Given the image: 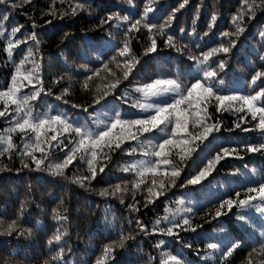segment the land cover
<instances>
[{"label": "snow or ice", "instance_id": "1", "mask_svg": "<svg viewBox=\"0 0 264 264\" xmlns=\"http://www.w3.org/2000/svg\"><path fill=\"white\" fill-rule=\"evenodd\" d=\"M188 3L189 0H178V6L173 7L160 22H157L158 18L150 17L155 11V0H148L142 11L139 0L135 4L134 0H122V3L93 16L98 21L93 30L105 33L102 44H90L95 50L96 60L101 61L102 68H89L87 63L79 65L83 70L80 74L84 76L82 88L91 91L89 82L94 77L101 78L102 70L110 76L112 82L106 83L102 92L97 87L92 102L87 106L75 103L71 105L72 108H82L87 114L86 118L80 119L68 116L66 111L58 110L55 114L51 111H34L42 97L51 94V86L45 84L44 57L41 50L47 31L43 26H38L35 18L29 15L31 30L18 37L17 34L21 33L24 25H11L10 18L17 10L26 5L31 6L33 0H0V39L5 42L2 51L12 66L8 82L0 86V118H4L6 122V126L0 128V158H6L10 162L14 157L18 158L20 168L15 169L17 172L26 169L29 172L46 173L80 187L90 186L98 175L103 178L113 154L123 153L130 158V162L123 164L119 171L129 174L131 178L120 177L118 183H108L106 187L99 189L98 195L117 199L120 204H125V199L130 197L132 202L126 205L129 210L128 223L135 227L127 233L121 230L118 238L104 243L93 264H111L117 249H126L130 246L129 241L136 242L137 236L154 239L152 247L158 251V257L138 254L135 264H195V261L185 258L181 250L184 247L192 248V243L181 242V249L173 251L166 238L181 241L180 232L195 233L198 228H202L203 224H193L197 209L183 208L185 201L179 200L177 203L181 205V209L169 213L166 208L164 215L149 222L142 221L134 214L140 212L141 206L148 208L173 188L201 185L225 158L236 156L243 159L241 150L264 155V24L259 25L256 33L259 47L250 46L247 50L256 57L257 64L248 84L249 91L240 94L226 89L220 78V73L227 67L228 57L237 47L239 37L245 33L257 13L264 12V0H240V8L230 17V30L221 31L214 46L208 47L206 51L199 43H195L196 52H193L188 43H178L177 37L170 31L176 12ZM54 4L55 0H51L47 11L41 12V17L47 15L63 19L89 11L88 0H78L63 12L55 9ZM199 7L198 5L197 13ZM89 15L92 13L89 12ZM197 20L198 15H194L187 33L184 27L179 29L181 37L186 34L188 37L195 35L198 40L205 37L211 39L209 33L218 20V13L211 11L207 31L202 34L197 33ZM45 24L51 25L52 20H45ZM141 29L146 32H141ZM134 32L147 36L148 44L143 49L144 56L158 52L157 38L165 48L180 53L187 51L186 58L192 62L189 71L191 79L185 82L181 78H148L133 89L125 88L118 96L115 95L121 81L129 80L130 76L135 79L134 70L139 71L137 65L141 64V58L135 56L131 48L135 39ZM116 34L121 39L117 40ZM68 35L65 32L61 42ZM22 44L26 47L20 50L21 55L17 62L14 53ZM104 47L113 52L106 61L103 60L106 55L102 51ZM113 64L119 69L120 76L109 67ZM63 79L64 76L57 75L51 80V84H58ZM24 89L28 91L25 92ZM67 94L68 88L65 87L56 99L68 104V99H65ZM110 94L118 102L112 104L111 114L97 111L93 106L99 105L103 108L108 105L110 101L107 97ZM133 96L136 97L134 100ZM123 105H128V109L124 110ZM209 106H213L216 113L242 114L226 130L258 132L260 139L225 144L213 135L220 133L223 123L219 119L213 122L212 113L208 111ZM89 108H93V111L89 112ZM248 116L256 121L252 128L242 126L249 123L246 119ZM14 135L19 137L20 144L14 142ZM209 136H212V140L208 139ZM205 141L208 143L205 144ZM198 148L203 154L200 164L193 161L192 166L196 168L194 174L185 176L184 181L178 184L188 160ZM77 161L84 166L85 172L81 173L78 168L72 175H67L65 170ZM12 170L0 160V172ZM138 192L141 193L142 200L136 199ZM32 196L29 186L24 198L19 201L18 208L11 214L0 213V237L33 235L32 228L23 226L27 222L24 220L25 208L31 202ZM234 207L239 210L235 214L237 222L251 228L253 232L259 229L261 239L256 242L259 247L253 244L246 257V264H254L253 254L264 258V178L257 181L253 176L251 186L243 191V198L241 192L237 191L235 198L229 196L220 199L214 211H204L203 215L207 217L205 222L219 220L231 213ZM253 210L260 219L258 226L249 215ZM51 212L55 227L47 238L48 254L42 264H69L68 255L73 252L67 227L69 209L61 199ZM36 227H40L39 222H36ZM214 239H206L204 254L213 258L215 264H232L229 258L237 249L243 247V238L232 237L225 232L223 239L213 242ZM137 249L140 253L143 246L137 243ZM196 254H200L199 250ZM20 255L19 247L0 248L3 264H33L34 258L28 256L27 252L24 253L23 260L17 259ZM260 264H264V259H261Z\"/></svg>", "mask_w": 264, "mask_h": 264}, {"label": "trees", "instance_id": "2", "mask_svg": "<svg viewBox=\"0 0 264 264\" xmlns=\"http://www.w3.org/2000/svg\"><path fill=\"white\" fill-rule=\"evenodd\" d=\"M76 2L78 0H55L54 7L63 12L69 8V5ZM50 3L51 0H33L31 6L26 5L24 8L17 10L10 18L11 25H24L21 33L17 34L18 37L31 30L29 15L35 18L38 26H43V29L47 31L41 50L44 57L45 84L51 86V94L43 96L42 101L34 108V111H51L52 114H55L58 110L66 111L70 117L84 119L87 114L83 112L82 108H72L71 105L75 103L87 106L92 102L97 87L102 92L104 85L112 82L110 76L102 70L100 73L101 78L94 77L93 81L89 82L91 91H85L82 88L84 76L80 74L83 70L80 69L79 65L87 63L89 68H102V63L96 60L95 50L90 47V44H102V37L105 36V33L93 30L98 23L93 16L97 13L102 14L104 9L122 3V0H88V12L78 13L76 16H67L63 19L47 15L41 17V12L47 11V6ZM135 3H137V0H134ZM145 3H148V0H139L140 11L143 10ZM198 5L200 7L197 13ZM176 6H178V0H155V11L150 14V17L154 16L158 18L157 22H160ZM125 7L128 6L125 5ZM238 8H240V0H189V3L183 9L176 12L170 31L177 37L178 43H188L193 52L197 50L194 47L195 43H199L206 51L208 47L214 46L221 31L230 30V17ZM212 10L218 13V20L209 33L211 39L205 37L203 40H198L197 36L188 37L186 34L181 37L179 29L184 27L187 33L190 30L194 15H198L197 33L202 34L207 31V24ZM89 12L92 13L91 16ZM45 20H52V24H45ZM261 24H264V12H258L256 18L248 24L245 33L239 37L237 47L233 49L228 57L227 67L224 72L220 73L223 87L226 89H232L240 94L249 91L248 84L257 64L256 57L249 54L247 50L250 46L259 47L257 44L259 37L256 33ZM37 31H40L39 27ZM65 32L69 35L61 42ZM141 32H146V30L141 29ZM133 35L135 39L131 43V48L135 56L141 58V64L137 65L139 71L134 70L135 79L130 76L129 80H122L115 95L118 96L125 88L133 89L138 83L148 78H181L185 82L191 79L189 71L192 62L186 58L187 51L180 53L174 49L165 48L157 38L158 52L144 56L143 49L148 44L147 36L135 32ZM116 38L119 40L121 36L116 34ZM4 46L5 42L0 39V86L8 82L12 71V66L7 62L6 54L2 51ZM25 47L23 44L20 45L14 53L17 62L21 55L20 50L25 49ZM102 51L106 53L103 57L104 61L113 54L108 47H104ZM89 61L92 62L89 63ZM109 67L117 76H120V71L114 64L109 65ZM87 74L91 75V73ZM57 75L64 76V79L58 84H51V80ZM65 87L68 88V94L65 96V99L69 101L68 104H64L63 100L56 99ZM23 91L27 92L28 89ZM135 98V96L132 97L133 100ZM107 99L110 103L103 108L99 105L93 107L99 112H107L110 115L112 104L118 102L113 100L111 94ZM101 103L103 104V101ZM123 109L127 110L128 105H123ZM92 111L93 108H89V112ZM208 111L212 113L213 122L217 119L222 121L223 126L220 133H214L213 135L219 137L225 144L232 141L260 139L258 132L243 133L239 129L232 132L226 130L231 128L233 121H237L238 115L242 114L216 113L213 106H209ZM100 118L103 119V116ZM246 119L249 123L242 125L243 127L252 128L256 124V121H252L250 116ZM4 126H6V122L4 118H0V128ZM13 139L16 144H20L18 136L14 135ZM208 139L212 140V136H209ZM207 143L208 141H205V144ZM202 155L199 148L192 153L185 171L177 181L178 184L184 181L185 176L194 174L196 168L192 166V162L196 161L199 165ZM240 155L243 156V159L230 156L222 160L216 166V170L201 185L173 188L166 196H161L148 208L141 206L140 212L134 215L142 221L149 222L157 216L164 215L166 208L169 213L181 209V205L177 201L184 200L183 208L194 207L197 209L196 215L193 217V224H203V227L198 228L195 233L180 232L181 241L166 238L169 248L175 251L181 249V242H190L192 248L184 247L181 249L185 258L195 261V264H205V262L215 264L213 258L204 254L206 239L212 237L215 238L213 241L215 242L217 239H223L224 233L227 232L232 237L243 238V247L233 253V256L229 258L230 261L232 264H246V257L251 251V246L256 244L257 248L259 247L256 243L261 239L259 229L257 228L253 232L251 228L244 227L237 222L235 214L239 210L235 207L231 213L219 218V220H211L210 223L205 222L207 217L203 215L206 210L211 209L214 211L220 199H226L229 196L235 198V192L237 191L241 192V198H243V191L247 186H251L253 176L257 181L264 178V155L261 153H246L242 150ZM0 160L13 169L12 171L0 172V213L11 214L14 209L18 208L19 201L24 198L29 186H31L33 192L32 200L25 208L24 220L27 222L23 224L24 227L33 229V235L30 237H17L15 235L0 237V248H20L21 255L17 259L23 260L24 253L27 252L28 256L34 258L33 264H37V262L42 264L43 259L48 254L47 238L52 234L55 227L51 209L61 199L65 201V205L69 209L67 227L70 233L69 244L73 248V252L68 255L69 264H93L95 256L99 255V249L104 243H107L109 239L118 238L121 230L127 233L129 229H134L135 225L128 223L129 210L126 205L132 202L130 197L125 199V204H120L117 199L104 198L98 195L99 189L106 187L108 183H118L120 177L131 178L129 174L119 171L123 164L130 162V158L123 153L113 154L112 161L109 168L105 170L103 178L98 175L97 179L86 187L70 184L46 173L29 172L26 169L17 172L15 169L20 168V162L16 157L11 162L6 158H0ZM78 168L81 173L85 172L84 166L77 161L65 170L66 174L70 176ZM253 169H255L254 173L252 172ZM136 199L142 200L141 193H137ZM249 215L252 216L258 226L260 224L258 214L253 210L249 212ZM36 222H39V228L36 227ZM137 243L143 246V251L140 253H138ZM154 243L155 240L152 238L137 236L136 242L129 241L130 246L126 249H117L111 264H135L138 254L145 256L151 254L158 257V251L152 247ZM197 250L200 252L199 255L196 254ZM252 258L254 264H260L261 259H264L257 257L256 254H253ZM0 264H3V257H0Z\"/></svg>", "mask_w": 264, "mask_h": 264}]
</instances>
